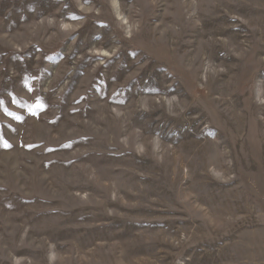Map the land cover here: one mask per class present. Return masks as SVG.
Segmentation results:
<instances>
[{
  "label": "rangeland",
  "instance_id": "374dc122",
  "mask_svg": "<svg viewBox=\"0 0 264 264\" xmlns=\"http://www.w3.org/2000/svg\"><path fill=\"white\" fill-rule=\"evenodd\" d=\"M0 264H264V0H0Z\"/></svg>",
  "mask_w": 264,
  "mask_h": 264
},
{
  "label": "snow or ice",
  "instance_id": "6c2138e0",
  "mask_svg": "<svg viewBox=\"0 0 264 264\" xmlns=\"http://www.w3.org/2000/svg\"><path fill=\"white\" fill-rule=\"evenodd\" d=\"M7 146V145H6Z\"/></svg>",
  "mask_w": 264,
  "mask_h": 264
}]
</instances>
